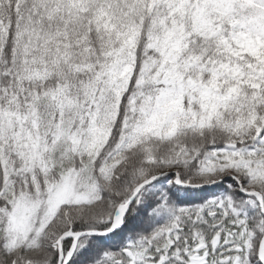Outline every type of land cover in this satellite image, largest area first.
Segmentation results:
<instances>
[{
  "label": "snow or ice",
  "instance_id": "6c2138e0",
  "mask_svg": "<svg viewBox=\"0 0 264 264\" xmlns=\"http://www.w3.org/2000/svg\"><path fill=\"white\" fill-rule=\"evenodd\" d=\"M0 264H264V0H0Z\"/></svg>",
  "mask_w": 264,
  "mask_h": 264
}]
</instances>
